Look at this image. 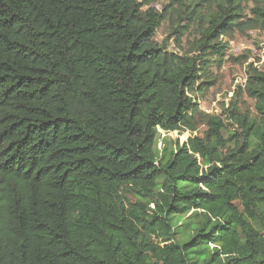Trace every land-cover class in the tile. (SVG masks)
<instances>
[{"label": "trees", "instance_id": "trees-1", "mask_svg": "<svg viewBox=\"0 0 264 264\" xmlns=\"http://www.w3.org/2000/svg\"><path fill=\"white\" fill-rule=\"evenodd\" d=\"M144 1L0 0V264H264V72L256 119L198 101L264 0Z\"/></svg>", "mask_w": 264, "mask_h": 264}, {"label": "rangeland", "instance_id": "rangeland-1", "mask_svg": "<svg viewBox=\"0 0 264 264\" xmlns=\"http://www.w3.org/2000/svg\"><path fill=\"white\" fill-rule=\"evenodd\" d=\"M147 1L151 3V7L162 13L165 12L166 7L170 8L175 0ZM140 2L143 4L146 1L140 0ZM178 39L179 41H177ZM198 40H200V36L197 30L190 25V21L187 19L181 20L177 25L172 21H165L155 37V42L158 45L167 46L170 51L174 45L181 54L194 50V44ZM221 40L226 43L229 49L222 65L214 64L212 67L208 81L214 82V85L209 91L199 95L201 111L211 116H221L223 110L236 101L239 103L242 113L256 119L255 101L243 91L238 95V88L241 87L244 90L250 71L264 72V29L236 30L232 35L221 37ZM203 131L201 126L195 135L202 134ZM168 136L184 143L192 134L190 132H175ZM164 137L165 135L162 134V138ZM161 144L159 143V147L162 146Z\"/></svg>", "mask_w": 264, "mask_h": 264}, {"label": "built area", "instance_id": "built-area-1", "mask_svg": "<svg viewBox=\"0 0 264 264\" xmlns=\"http://www.w3.org/2000/svg\"><path fill=\"white\" fill-rule=\"evenodd\" d=\"M171 51L175 52L176 54L180 53V50L177 47H175L174 45L172 46Z\"/></svg>", "mask_w": 264, "mask_h": 264}]
</instances>
